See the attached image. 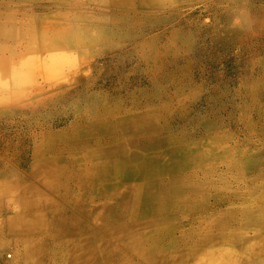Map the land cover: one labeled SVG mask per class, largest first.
Here are the masks:
<instances>
[{
	"label": "rangeland",
	"instance_id": "obj_1",
	"mask_svg": "<svg viewBox=\"0 0 264 264\" xmlns=\"http://www.w3.org/2000/svg\"><path fill=\"white\" fill-rule=\"evenodd\" d=\"M8 18L15 32L0 41V65L8 66L0 83V189L22 182L43 188L30 170L40 158L62 153L47 150L50 142L82 140L89 150L118 146L121 157H132L133 192L149 172L146 165L172 190L171 226L146 224L155 214H143L138 197L137 213L124 218L137 223L130 234L165 233L158 248L164 253H219L228 245L230 229L209 230L207 241L197 235L216 214L242 219L256 205L250 192L264 185V0H0V21ZM52 21L59 24L44 32H57L60 61L48 40L30 48L36 29ZM70 39L76 43L67 45ZM29 55L35 58L30 66L24 62ZM138 115L150 121L143 123L149 131L129 132L127 119ZM111 170L108 187L118 193L126 188L119 180L123 167ZM0 201V264H21L15 260L22 249L14 242L18 235L4 228L7 206L14 212L18 206L13 198L1 195ZM104 201L118 213L120 199L97 198L94 207ZM114 215L109 219L117 222ZM78 216L127 252L100 220ZM234 226L243 235L234 247L253 238L245 222ZM181 235L184 242H176ZM62 239L80 252L92 238L76 229ZM60 254L55 264H70ZM254 260L262 264L264 256Z\"/></svg>",
	"mask_w": 264,
	"mask_h": 264
},
{
	"label": "bare ground",
	"instance_id": "obj_2",
	"mask_svg": "<svg viewBox=\"0 0 264 264\" xmlns=\"http://www.w3.org/2000/svg\"><path fill=\"white\" fill-rule=\"evenodd\" d=\"M14 32L15 28L12 19H5V22L0 21V41L9 40L13 37ZM32 41L33 39L31 38L30 42ZM72 43L76 42L70 39L67 45ZM63 44L62 42L61 46ZM34 45H36L35 42L34 44L32 42L30 48L34 49L37 46ZM59 48L60 44L58 41L50 48V53L53 55L52 58L57 61L64 59V57L57 58L55 55V51L59 50ZM29 56L31 57V55ZM33 58L27 57V60H24L26 65L30 66L35 59ZM7 68L8 66L6 65H0L1 84L7 80ZM146 122L147 120L143 115L128 118L127 125L129 132H139L140 129L142 133L149 131L151 129L150 125L143 124ZM148 123H150L149 120ZM123 143L120 142L122 147L124 146ZM87 146L89 144L82 140L63 141L62 144L57 146L50 142L47 145V150L50 149V151L54 152L63 150L67 152V156L61 157V154H56V158H40L35 162L30 173L38 177H40L41 172L43 173L44 176L39 179V182L46 190L26 182L18 184V187L8 186L0 189V196L13 198L18 206V211L16 212L10 206H7L9 207L8 213L10 214L5 216L4 228L7 233L18 235L16 241L21 244L22 249L19 255H17L21 264H55V257L59 253H62L60 257L67 258L70 264H100L102 257H105V260H108L110 264H153L146 250V240L148 241L150 236L141 234V231H133L130 234L128 230L131 231V229L136 228L137 223L133 224V220L127 223L124 218L129 215L134 216L137 213L136 204L138 205V203H136V199L138 197L141 198V203H153L154 201L158 204L160 203L159 206L161 207H174L172 200L169 201L171 194L169 198L166 196V192L171 193L172 191L170 189L171 185L159 178V181H156L157 177L154 178L156 176L155 171L153 172V169L146 165L149 172L142 173L143 180L135 192H133V188L129 183H132L130 181L138 178V176L132 175L135 171L131 167V155L127 154L121 157L118 151L121 148L118 146L103 149L93 147L92 150H89ZM78 149L80 150L74 152V150ZM200 156L203 155L199 153L196 155L198 159ZM204 159L202 158L200 162H203ZM113 166L123 167L122 177L119 180L125 181L123 182V187L125 186L126 188L121 189L118 193H115L108 187ZM127 167L128 169H126ZM174 179L172 178L173 182ZM170 182L172 183V181ZM156 187L158 188L155 189ZM47 190L48 192L55 193L60 199L67 201L70 209L66 210L59 206L56 200L48 195ZM250 194L251 197L255 198L256 205L254 208L245 209L241 214L242 219L240 217L237 224L239 223L238 227H242V222H245L246 226L244 228H252L255 232L254 236H252L253 238L244 241L241 246L237 245L234 247L235 243L232 241L237 239L241 241V236L243 235H240L237 229H235L236 226L233 229L230 228L233 218L230 212L217 214L212 219L210 218L211 220L207 226V231L204 232L205 234L197 235L198 240H209L211 237L209 230H218L220 233L219 230L223 232L225 229H231L230 232L227 231L229 235L224 238V243L228 245L225 247L221 245L222 249L219 250V253L207 251L197 264H225L231 261L236 262L235 264H261L254 259L264 256V240L262 239L264 237V185L260 186L257 190H252ZM97 198L120 199L121 203L119 204L118 213H114L119 216V219L116 220L117 222H112L109 219L112 213V205L107 201L101 203L100 208L92 207L91 203ZM134 201L133 206L132 203ZM74 211H77L78 214L88 220H100L101 228L105 232L114 233L116 242L122 245L127 252L122 251L113 242L103 239V236L97 231V233L95 231L92 232L90 227L82 224L77 213ZM114 214L112 213L110 216L111 219H113ZM147 223L152 222L148 221ZM76 229L79 233L89 231L92 238L85 243L83 248H80V250L82 249L80 251L82 255L75 245L63 244L62 238L65 233L74 232ZM126 231L127 234H125ZM242 247L245 248L242 252L236 251L237 248ZM164 257L167 256H160L159 260L164 259ZM169 257L172 258V255ZM104 264L109 263L106 262Z\"/></svg>",
	"mask_w": 264,
	"mask_h": 264
},
{
	"label": "crops",
	"instance_id": "obj_3",
	"mask_svg": "<svg viewBox=\"0 0 264 264\" xmlns=\"http://www.w3.org/2000/svg\"><path fill=\"white\" fill-rule=\"evenodd\" d=\"M57 24H59V22L57 23V22L52 21V22L44 25L43 27H41V30H39V29L37 30L36 29L37 32L35 31V38H34L35 44L38 46L39 43H42L43 41L48 40L49 42H51L50 44L52 46H54L56 44L57 39H58L57 38L58 37L57 34L56 33H51V32L50 33H47V31L45 32L46 33L45 34L44 31L47 30V29H53V26H55ZM72 34L74 35L75 33H72ZM25 37L26 36H24V39H25ZM118 151L121 152V149H118ZM60 152H62L61 153V157L67 156V154L65 153V151L61 150ZM39 179H40V177H39ZM171 181L173 182V180H171ZM170 194H171L170 192H166V196L168 198H169ZM170 200L171 199H169V201ZM94 203H95V201H93L91 203L92 207H94ZM159 205H160V203L158 204V203H156L154 201H153V203H144V202L141 203V206L144 207L143 214H145L146 212H150V211H154V214H155L154 217L148 218L145 221V223L146 224H150V223H147L148 221H151L152 223H154V222L159 223V222L165 221L166 222V227H164L162 229L163 230H166L167 228H169L171 226L172 222L175 220V218L172 219L171 216H170L172 214V207H168V206L161 207ZM95 207L97 208L99 206L95 205ZM146 207H147V210H145ZM8 208L9 207H7V214L6 215L10 214V213H8L9 212L8 211ZM138 209H140V208H138ZM138 212H140V211H138ZM230 214L233 217L232 218V221H231L230 228L233 229L235 227L234 225L239 226L238 225L239 223L237 224V221H239L240 215H239L238 218L235 219L234 218V214L232 212H230ZM234 220H236L235 221L236 223L234 222ZM150 232L151 231H149L147 233H150ZM141 234H146V233H144L143 231H141ZM164 234L165 233H163V235L161 234V235H157V236H150L149 239H148V241L146 240V250H147L148 254L151 257V259L153 261V264H197L198 261L200 260V258L207 251H215V250H209V249H205V250H202V251H199V250H189V251H185L183 254H180L179 252H177L175 250H172L170 252L164 253V252L159 251V249H158V248L161 247L159 244L161 242V237H163ZM150 235H151V233H150ZM182 235L177 239L176 242H178V243H183L184 242V238L182 237ZM197 239H198V236H197ZM14 242H15V244L21 246V244H19L16 241V238L15 237H14ZM240 249L241 248H237L236 251L237 252H242L245 248L242 247V250H240ZM176 253H179V254L177 255ZM18 255H19V253H18ZM18 255H17L16 262H18ZM171 255H172V258L169 257ZM160 256H167V257H164V259L159 260V257ZM106 262L110 264V262H108V260H105V257H102V261H101L100 264H104Z\"/></svg>",
	"mask_w": 264,
	"mask_h": 264
}]
</instances>
